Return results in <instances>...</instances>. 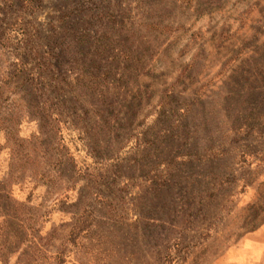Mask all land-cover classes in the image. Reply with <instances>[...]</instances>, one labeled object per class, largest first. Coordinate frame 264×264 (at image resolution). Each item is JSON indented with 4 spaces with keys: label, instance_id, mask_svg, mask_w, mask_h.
Instances as JSON below:
<instances>
[{
    "label": "rangeland",
    "instance_id": "1",
    "mask_svg": "<svg viewBox=\"0 0 264 264\" xmlns=\"http://www.w3.org/2000/svg\"><path fill=\"white\" fill-rule=\"evenodd\" d=\"M1 187L0 264H264V0H0Z\"/></svg>",
    "mask_w": 264,
    "mask_h": 264
},
{
    "label": "trees",
    "instance_id": "2",
    "mask_svg": "<svg viewBox=\"0 0 264 264\" xmlns=\"http://www.w3.org/2000/svg\"><path fill=\"white\" fill-rule=\"evenodd\" d=\"M26 47H27V49H26L25 52H26L28 58H32L33 56L36 57L39 54V49L37 47H35V45L26 44ZM18 59H19L20 63H18L16 66H18L20 70L17 72V74L10 75L11 77L7 80L8 81V84H10V85H12L15 82H17L19 75L21 76V75H24L26 73L25 71H26V64L27 63L26 64L23 63V58H18ZM28 81H31V79H29ZM2 190H4L3 187L0 188V192L3 194ZM5 197L8 199V203H9L11 200L9 199L8 196L5 195ZM2 200H3V195L0 196V201H2ZM16 205H17V207L20 210V208L22 207V205L21 204H16ZM1 215H3V214H1V212H0V216ZM10 219H11V216H10L9 220ZM22 230H24L23 227L20 228V231L19 232H21ZM4 231H5L4 230V225H1L0 226V236H1V234H3Z\"/></svg>",
    "mask_w": 264,
    "mask_h": 264
}]
</instances>
